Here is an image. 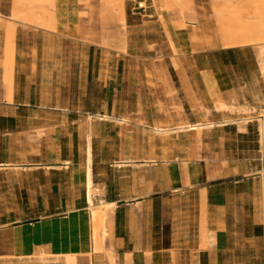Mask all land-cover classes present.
I'll return each instance as SVG.
<instances>
[{"label":"rangeland","instance_id":"rangeland-1","mask_svg":"<svg viewBox=\"0 0 264 264\" xmlns=\"http://www.w3.org/2000/svg\"><path fill=\"white\" fill-rule=\"evenodd\" d=\"M140 3L144 9L139 8ZM150 7L156 17L147 16L153 15ZM18 11L32 26L11 21L14 0H0V102L7 101L11 60L5 53L10 25L15 29L14 82L22 91L17 102L48 113L49 118L44 116L42 121L56 123L55 114L63 119L56 130L29 131V147L39 150L37 141L53 131L64 136L65 151L87 149L89 136L99 141V149L109 153L103 159L109 173L95 178L102 194L96 204L108 196L109 201L125 200L130 205L146 203L130 213L135 218L134 236L145 232L146 237L145 253L137 256L140 264L143 259L145 264H209L202 251L213 249L209 241L217 229L229 235L226 264H264L262 253L251 250L264 247L263 238L253 237L264 227V162L257 121L264 111V75L259 48L223 50L222 44L225 30L241 31L242 25L253 22L249 19L264 20V0H22ZM37 23L53 29L37 28ZM188 27L192 29L189 41ZM122 38L124 53L120 50ZM181 57L189 78L179 62ZM174 69L182 70L179 78ZM203 71L216 81L213 90L205 85ZM180 89L192 93L189 103L179 100ZM222 104L229 109L218 110ZM245 118L254 120L246 125L248 136L238 138L233 131L225 134L232 132L233 136L229 148L233 168L259 177L261 193L253 196L247 191L249 195L244 196L233 190L231 197L236 199L225 214L227 222L216 225L210 221L213 214L208 206L203 217L196 187L182 183L187 173L181 175L173 164L187 167L190 150L198 159L207 147L205 142L214 139L213 133L220 127L168 135H159L154 129ZM3 139L4 144L13 141L11 136ZM71 142H76L75 147ZM54 148L51 143L50 150ZM124 161L126 166L118 167ZM71 176L69 172L67 179ZM238 178L230 179L233 186ZM21 185L17 175L0 177V224L4 217L14 219L25 203L28 195ZM78 190L84 199V186ZM59 222V226L53 224ZM59 222L46 229L50 237L29 258L11 253V238L0 227V264H65L66 256H76V264H95V259L97 264H114L105 248L93 251L94 230L88 211L69 214ZM115 256L116 264H126V256Z\"/></svg>","mask_w":264,"mask_h":264},{"label":"crops","instance_id":"crops-1","mask_svg":"<svg viewBox=\"0 0 264 264\" xmlns=\"http://www.w3.org/2000/svg\"><path fill=\"white\" fill-rule=\"evenodd\" d=\"M145 2H148V0H145ZM149 10H152L150 12L153 15H147L148 17L157 16L154 7H150ZM144 23L143 21L138 23V25H143ZM191 32L192 29L188 27V41L191 40ZM190 47L193 48L195 46L192 44ZM179 62L189 78V71L186 70L184 58L181 57ZM181 71H174L176 77L179 78ZM181 82L183 84V81ZM190 85L192 86L191 82ZM190 90L195 93V89L192 88ZM21 92L18 83L15 81L14 102L12 104L7 101L0 102V137H2L0 139V165L10 164L15 167L0 168V177L4 174L19 176L22 180L21 188L26 190L24 195H28V197L24 198L25 203L23 202L16 213H14L15 218L10 220L9 217H4L6 220L0 224V227L5 230V233L8 232L11 238V253L16 257L29 258L37 252L38 246L43 243L42 240L50 237V233L46 229L49 227L53 229V222L68 219L69 214L87 211V200L79 195L78 190V188L84 186L86 166L85 168L83 167L87 163V149L72 148L71 150H63L62 140L64 136H61L57 131L47 132L48 137H42L41 140L37 141L41 143L39 150L29 147V141H27L29 131L37 129L56 130L60 123L63 122V119L60 121V115L55 114L56 123L51 124L48 121H42L44 116H47L46 119L49 118L48 113L44 115V112L36 105L17 102L20 99L18 94ZM178 97L181 103H189L188 98L193 99L190 91L185 92L182 89L179 90ZM181 97H184L183 101ZM40 117L41 119L39 120L38 118ZM223 117L231 119L230 116L224 115ZM226 131H233V135L244 139L249 134V127H247L246 132H241L236 125L220 127L216 133H213L216 134L214 139L212 138V140L205 142L207 147L203 149L198 159L193 158L194 151L190 150L191 160L186 162L187 167L183 168L180 163L173 164L178 167L181 175H184V171L187 173V176L184 175L182 183L185 182L193 188L196 187L200 195L204 190L206 191L207 206L213 214L210 217V221L216 225L217 223L227 222L225 214L229 211L233 198L236 199V196L231 197L233 190L242 192L244 196L249 195L247 191H250L253 196H259L261 193L258 185L259 177L242 173L241 168H233L235 162L229 150L233 136L231 135L232 132L225 134ZM5 136H11V140H13L11 144L8 142L6 144L3 143ZM51 143L55 145L52 151L50 150ZM75 144L76 142H71L70 146L75 147ZM91 145L95 181L97 176L100 177L104 173H109V167L104 166L105 164L107 165V161L103 160L104 156L107 159L109 158V153L101 148L99 149V141L93 137L91 138ZM7 148H9V152ZM11 149L13 151H10ZM4 150H7V152H4ZM176 158L178 160L180 157ZM154 163L158 162L155 161ZM63 164L69 167H63ZM239 166H242V164H239ZM13 170H18L16 172L19 173H14L15 171ZM11 171L13 173H9ZM69 172L72 176L67 179ZM236 177L239 178L234 182L235 185L233 186L230 179ZM37 181L39 182L35 183ZM108 197L106 199L107 202L117 203L114 214L113 250L120 258H125L127 254H132L133 263L140 264L137 256L145 253L146 237L145 232H142L140 236H134L132 223H134L135 218L130 213L132 208L135 209L140 204L144 207L146 203L145 201H139V203L135 202L130 205L125 200L109 201ZM143 222H145V213H143ZM53 224L59 226L60 222ZM259 232H261L259 235L253 237L264 239V227ZM228 238L229 235L224 230H216L213 249L202 251L203 254H207L209 264H226L224 257L230 250ZM251 248L256 254L262 253L264 262V247ZM144 262L143 259V264H145ZM95 264H97L96 259Z\"/></svg>","mask_w":264,"mask_h":264},{"label":"bare ground","instance_id":"bare-ground-1","mask_svg":"<svg viewBox=\"0 0 264 264\" xmlns=\"http://www.w3.org/2000/svg\"><path fill=\"white\" fill-rule=\"evenodd\" d=\"M218 1V0H212ZM22 4V0H14V11L15 14L13 15L11 21L26 25L32 26L29 24L31 21L25 18L20 17V13L18 11L19 7ZM144 8V4L141 5ZM122 16V25L123 27L126 26V19H125V12L121 10ZM253 21L252 23H247L242 25L243 28L241 31H232V30H225L222 44L223 50H235L241 49L245 47H258L259 48V66L261 74L264 75V20L252 18L249 19ZM12 24V23H11ZM40 29L45 30H52L53 27L51 25H42L37 23L36 26ZM14 28L12 26H8V46L5 55L11 60V66L8 76V86H7V93H6V100L8 103L12 104L14 102V63H15V33ZM122 45L120 50L124 53L126 51V42L125 39L122 38ZM203 80L205 85L209 90H213L216 88V81L211 79L208 72H202ZM220 111L225 109H229L227 105L222 104L220 107L217 108ZM101 118V117H100ZM108 117L101 118V120L107 119ZM253 118H245L239 121H231V120H224L221 122H209V123H196V124H182L178 125L174 128H155V133L159 135H168L173 133H183V132H201L207 131L211 129H215L218 127H226L231 125L238 126L241 132H246V125L247 123L253 122ZM259 123V132H260V143L262 146V153H263V162H264V111L262 112L260 118L257 119ZM86 169L84 174V192H85V199L87 200V211L91 215V222L93 224V240H94V252L103 251L105 248L106 253L110 259V261L114 264L116 262L115 259V252L113 251V228H114V214L115 209L117 207V203L115 202H107L104 199H100L99 203L96 204L97 198L101 197V191L98 189L97 185L94 181L93 175V159H92V145H91V137H88V147H87V161H86ZM127 162H121L118 164V167L126 166ZM14 167L10 164L7 165H0V168H8ZM15 168V167H14ZM263 173V193H264V171ZM201 208L203 217L206 215L207 209V200H206V191L204 190L201 193ZM215 242V238L213 236L210 237L209 244L213 246ZM44 256L43 254H40ZM92 256V255H91ZM90 256V257H91ZM66 263L65 264H76L74 258L76 256H66ZM73 257V258H72ZM148 257H150L148 255ZM72 258V259H71ZM149 260V259H148ZM44 261V260H43ZM149 262V261H148ZM126 264H133L132 263V254L126 255ZM149 264V263H147Z\"/></svg>","mask_w":264,"mask_h":264},{"label":"built area","instance_id":"built-area-1","mask_svg":"<svg viewBox=\"0 0 264 264\" xmlns=\"http://www.w3.org/2000/svg\"><path fill=\"white\" fill-rule=\"evenodd\" d=\"M141 5H142V3L139 4V8L140 9H144L145 7L143 8Z\"/></svg>","mask_w":264,"mask_h":264}]
</instances>
